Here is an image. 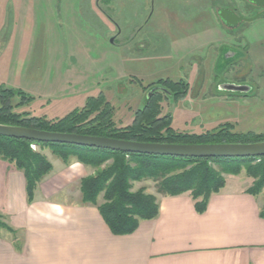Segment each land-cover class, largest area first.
<instances>
[{
    "label": "rangeland",
    "instance_id": "374dc122",
    "mask_svg": "<svg viewBox=\"0 0 264 264\" xmlns=\"http://www.w3.org/2000/svg\"><path fill=\"white\" fill-rule=\"evenodd\" d=\"M244 2L0 0V85L22 93L12 98L14 111L50 122L81 109L88 97L101 93L113 106L117 127L125 128L146 104L152 87L168 88L160 82L166 79L183 81L186 94L175 98L162 93L159 101L160 115L171 114L177 131L226 129L253 138L264 136V14L237 27L224 24L218 15L219 6L243 8ZM225 46H229L226 57ZM228 65L231 69L225 72ZM229 82L251 88L233 91L220 85ZM31 147L53 164L34 199L42 195L43 181L63 166L79 163L86 173L76 174L56 196L82 203L80 180L97 168L74 156L64 162L52 148L37 142ZM4 165L22 171L0 157V167ZM224 175L225 186L247 192L260 179L259 174H247L246 163L238 173ZM140 187L161 196L152 179L133 182V189ZM255 195L264 210V184ZM103 200L101 193L98 202ZM9 215L0 209V220L14 232L6 227H0V232L21 244L23 230L12 225Z\"/></svg>",
    "mask_w": 264,
    "mask_h": 264
},
{
    "label": "crops",
    "instance_id": "0c3cea01",
    "mask_svg": "<svg viewBox=\"0 0 264 264\" xmlns=\"http://www.w3.org/2000/svg\"><path fill=\"white\" fill-rule=\"evenodd\" d=\"M85 173L63 166L28 204L23 172L0 167V209L23 230L21 244L0 232V264H264L261 203L246 189L225 186L203 213L188 193L158 196L156 218L115 234L97 206L56 196Z\"/></svg>",
    "mask_w": 264,
    "mask_h": 264
},
{
    "label": "trees",
    "instance_id": "16d2710c",
    "mask_svg": "<svg viewBox=\"0 0 264 264\" xmlns=\"http://www.w3.org/2000/svg\"><path fill=\"white\" fill-rule=\"evenodd\" d=\"M160 82L167 84L168 88L152 87L151 94L150 90L146 95V104L136 112L132 124L125 128L117 127L112 118L113 106L101 93L88 97L81 109H74L64 117L50 122L44 117L27 116L25 112L14 111L12 98L22 93L0 85V123L145 142L214 143L264 140L262 135L253 138L226 129L208 130L203 133L177 131L172 126L171 114L160 115L159 101L162 93L173 95L175 98L183 96L186 94L187 84L169 79ZM94 112L96 114L93 115ZM33 142H37L42 148H52L64 162L68 163L74 156L84 165L97 168L95 174L80 180L82 204L97 206L115 234L132 233L142 220L156 218L160 213L159 197L146 191V187L133 189L134 181L154 180L162 196L188 193L199 213L207 209L211 196L225 187L224 174L238 173L243 163H246L248 175H260L256 185L249 188L248 192L255 195L264 184V155L250 157L159 155L72 143L35 141L0 134V157L13 162L24 172L29 203L34 200L37 186L53 169L51 160L45 154L32 149ZM256 159L260 161L256 162ZM101 193L104 200L98 202ZM261 215L264 217L263 209ZM0 227L13 231L12 227L1 220Z\"/></svg>",
    "mask_w": 264,
    "mask_h": 264
},
{
    "label": "water",
    "instance_id": "95a60500",
    "mask_svg": "<svg viewBox=\"0 0 264 264\" xmlns=\"http://www.w3.org/2000/svg\"><path fill=\"white\" fill-rule=\"evenodd\" d=\"M264 5V0H251ZM222 19L231 26H236L241 20H253L264 13V10L252 17L238 15L229 8L219 10ZM223 89L247 91L248 84L220 83ZM152 90L150 91L151 94ZM149 94V95H150ZM0 134L5 136L27 138L43 142H62L78 145L95 146L159 155H175L186 157H250L264 155V140L254 142H214V143H169L145 142L131 139H121L101 135H89L75 132L51 131L35 127L0 123Z\"/></svg>",
    "mask_w": 264,
    "mask_h": 264
},
{
    "label": "flooded vegetation",
    "instance_id": "af4514ba",
    "mask_svg": "<svg viewBox=\"0 0 264 264\" xmlns=\"http://www.w3.org/2000/svg\"><path fill=\"white\" fill-rule=\"evenodd\" d=\"M222 8H229V9H231V10H233V11H235L238 15H240V16H244V17H252V16H254V15H256V14H258L259 12H261V11H263L264 10V5H259V4H257V3H255L254 1H251V0H245V2H244V5H243V8H240L239 6H236V5H232V4H226V5H222V6H219L218 7V15H219V18L221 19V21L224 23V24H226V25H228V26H231V25H229V24H227L223 19H222V17H221V15H220V12H219V10L220 9H222ZM262 14H264V13H262ZM261 14V15H262ZM259 17V16H258ZM244 20H247V19H244ZM241 21H243V20H241ZM241 21L236 25V26H232V27H237V26H239L240 25V23H241ZM222 47V46H221ZM220 47V48H221ZM229 46H225V49H224V55H225V57L227 56V51H228V48ZM235 48L237 47V46H234ZM220 48H219V52H220ZM228 55H231V54H228ZM229 58H231V57H229ZM228 58V59H229ZM234 63V61L233 62H231L230 64L232 65ZM231 66H227L226 68H225V72H227V71H229L231 68H230ZM215 69H218L217 68V66H216V64H215V67H214ZM158 87H161L160 85H158Z\"/></svg>",
    "mask_w": 264,
    "mask_h": 264
}]
</instances>
